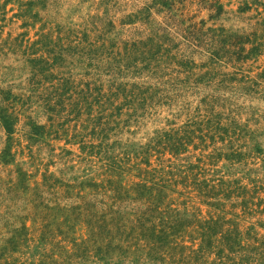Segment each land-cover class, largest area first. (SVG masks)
<instances>
[{
  "label": "rangeland",
  "instance_id": "1",
  "mask_svg": "<svg viewBox=\"0 0 264 264\" xmlns=\"http://www.w3.org/2000/svg\"><path fill=\"white\" fill-rule=\"evenodd\" d=\"M262 241L264 0H0V264Z\"/></svg>",
  "mask_w": 264,
  "mask_h": 264
},
{
  "label": "trees",
  "instance_id": "2",
  "mask_svg": "<svg viewBox=\"0 0 264 264\" xmlns=\"http://www.w3.org/2000/svg\"><path fill=\"white\" fill-rule=\"evenodd\" d=\"M215 54V53H214ZM216 55V54H215ZM6 110V109H5ZM1 119L3 120V122L5 123V125H12L10 123V116L6 114L5 111L2 112V116ZM10 130V129H9ZM220 183H222V185L225 183L223 181H220ZM199 185V184H198ZM206 192V190H205ZM207 194V193H206ZM246 200L244 201V207L246 206ZM217 222V221H216ZM260 246L262 247V249H260L257 254L258 256L256 258H258V264H264V241L261 242ZM258 250V249H257ZM249 264V263H247Z\"/></svg>",
  "mask_w": 264,
  "mask_h": 264
}]
</instances>
